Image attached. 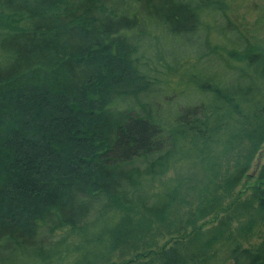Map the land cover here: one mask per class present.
Masks as SVG:
<instances>
[{"label": "trees", "instance_id": "obj_1", "mask_svg": "<svg viewBox=\"0 0 264 264\" xmlns=\"http://www.w3.org/2000/svg\"><path fill=\"white\" fill-rule=\"evenodd\" d=\"M250 1L0 0V264H264V161L207 223L264 145ZM162 80L192 97L170 124L147 105Z\"/></svg>", "mask_w": 264, "mask_h": 264}, {"label": "rangeland", "instance_id": "obj_2", "mask_svg": "<svg viewBox=\"0 0 264 264\" xmlns=\"http://www.w3.org/2000/svg\"><path fill=\"white\" fill-rule=\"evenodd\" d=\"M262 4V0H251L249 3L245 4V8L240 9L235 14V20L245 28H253L256 20L259 10V6H256ZM1 25H12L11 22L5 21L0 16V26ZM149 45L151 47H156L158 44V40H156V37L152 36L149 37ZM149 50L151 48H148ZM155 49V48H154ZM147 50V49H146ZM152 52V50H151ZM154 53V51H153ZM154 58V57H153ZM165 61H160L159 57H156L153 59V63L156 65L155 73L158 74L159 78H165L168 85H170V82L173 84L178 82V75L179 73L170 72V60L166 57ZM162 80L159 83H157L153 89V92L151 96L149 97V100L147 102L148 107L151 109L154 116L159 119L164 124H170V119L174 116L175 112L181 108L184 104L191 103V99L185 98L184 96L178 97L177 99H172L170 95L166 94V88H164V81ZM126 107L130 106V102H126L124 104ZM264 161V145L260 148L259 152L255 156V158L251 162V168L248 172V174L244 177L240 185L224 199L223 207L216 215L213 216V219L210 218L207 223L212 222L213 220H216L217 218H220L224 215L229 214L232 212L231 208L232 205L239 202V204H244L247 201H251L252 191L255 190L257 187V172ZM170 178H173V175L169 173L166 176L165 180H168ZM249 204V203H248ZM188 209L183 208L182 212H180V215L183 217V214L185 212L187 213ZM226 213V214H225ZM232 225V224H231ZM156 231V230H155ZM157 236V244L160 246L166 241L170 240V236L167 235L166 232H163L159 235V232L156 233ZM179 236H174V238ZM258 242L257 237L250 239L246 244H255Z\"/></svg>", "mask_w": 264, "mask_h": 264}]
</instances>
